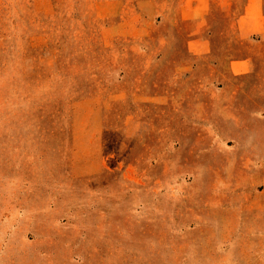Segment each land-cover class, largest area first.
Returning <instances> with one entry per match:
<instances>
[{"label":"rangeland","instance_id":"1","mask_svg":"<svg viewBox=\"0 0 264 264\" xmlns=\"http://www.w3.org/2000/svg\"><path fill=\"white\" fill-rule=\"evenodd\" d=\"M0 264H264V0H0Z\"/></svg>","mask_w":264,"mask_h":264}]
</instances>
